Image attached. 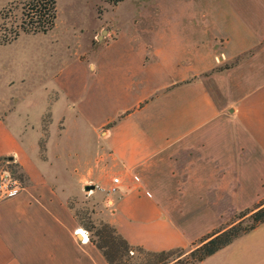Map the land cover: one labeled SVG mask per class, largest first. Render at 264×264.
I'll return each instance as SVG.
<instances>
[{
  "label": "rangeland",
  "instance_id": "374dc122",
  "mask_svg": "<svg viewBox=\"0 0 264 264\" xmlns=\"http://www.w3.org/2000/svg\"><path fill=\"white\" fill-rule=\"evenodd\" d=\"M55 1L57 18L51 30L37 34L20 32L10 43L0 45V54L2 55V47L8 46L11 55L22 57L25 53V88L27 92H31L26 104L29 107L36 106L35 109L29 108L32 112L39 106L43 108L44 99L49 95L59 99L70 86L66 83L71 84V88L76 91L75 97L83 95L82 99L85 101L82 102V108L85 114L93 118L91 125L80 128L70 124L65 129L62 120L57 128L50 130L48 125L51 113L48 112V107L43 119L40 147L44 151L50 134L54 138H60L64 131L62 142L74 156H78L75 159L79 158L80 164H83V168H80V164L74 163L75 175L76 171H80L83 176L79 175V180L76 177L73 179L70 183L72 191L64 197L73 213L76 226L84 230L88 237L91 235L98 240L95 232L103 225H108L114 230L113 236L117 235L113 214L116 209L115 200L118 201L119 196H109L105 193L111 180L120 175L119 167L113 161L110 151L103 145L108 126L120 121L129 112L123 110L133 109L138 99L147 97L138 105L142 108L153 101L157 94L164 93L168 85L183 75L191 76L196 71L210 67L214 64L213 60L221 62L224 60L222 53L228 58H234L221 62L220 67L215 69H225L238 64L262 43H256L253 49L249 50L248 44L251 42L252 46L253 40L246 32L219 30L217 33L215 30L210 31V26L201 30L205 14L215 21L226 17L228 9L225 0ZM24 14L22 0H0V38H10L12 32L21 31V25L25 21ZM205 20L207 24H211L208 18ZM225 35L231 38L229 44ZM10 64L13 71L2 72L3 81H14L15 86H18L17 83L24 73L23 68L18 67L17 63ZM40 67L42 73L38 75L35 70ZM202 76H208V73ZM223 81L218 84L219 87L216 85L219 89L223 84L222 96L225 95L226 84ZM220 98L218 93V102ZM71 99L67 100L68 105L75 106L76 102H71ZM177 100L175 97V101ZM94 106L98 108L95 109ZM261 116L264 118V113H261ZM109 119L112 120L100 129H95L94 126ZM244 127L248 134H243L240 127L235 130L240 133L239 137L248 140L249 150H255L258 160L254 162L251 159L245 145V150L238 151L235 144L232 149H235V157L239 156L236 161L231 162L233 167H237L233 168L235 174L231 185L226 187L224 192L218 191L217 196L212 192V187H207L205 191H196L194 184V173L197 175L202 172L199 176L201 180L210 178L209 172L203 169L206 156L203 157V163L200 162L201 171L195 172L191 169L188 171L186 167L192 162L194 152H179L173 157L175 165L183 166L179 168L178 173L175 172L176 176L173 182H170L171 187L175 184L171 192V198L174 200L172 204L176 207L180 204L178 209L184 212L188 219L199 216L192 224L186 226L187 228L181 226L188 237L187 241H193L190 245L186 242L180 247L185 249V252L192 251L199 241L210 233L228 229L240 221L241 226L250 224L248 216L251 213L242 219L240 216L255 211L256 207L264 203V127L258 126L257 119H252L251 116L246 120ZM226 129L225 123H222L219 136L209 144L215 153L220 154L223 151L225 158V149L229 143ZM4 162L6 159L0 160V163ZM206 163L209 166L210 160ZM53 165L56 166L54 163ZM212 165L221 172L226 164L222 160L218 163L213 160ZM3 169L8 170L24 185L22 172L17 165L4 163ZM174 169L177 171V167ZM154 174L155 177L158 176L156 171ZM123 177L121 176L122 187L126 183ZM189 178L191 186L180 184ZM214 179H217V182L219 180L217 176ZM151 181L157 182L154 179ZM86 187L90 189L86 190ZM219 189L218 183L217 190ZM145 191L140 190L137 193L138 211L143 209L153 217V210L149 209L150 201L144 195ZM159 193V187L156 186L153 195L157 197ZM214 199L218 200L217 206H212ZM175 222L179 225L178 219H175ZM164 240L162 239L160 244ZM160 244L152 246L153 244L149 243L151 248H160ZM259 252H264V223L197 264H264V257L261 259ZM119 254L115 259L117 264H154L159 261L158 258L145 254Z\"/></svg>",
  "mask_w": 264,
  "mask_h": 264
},
{
  "label": "crops",
  "instance_id": "0c3cea01",
  "mask_svg": "<svg viewBox=\"0 0 264 264\" xmlns=\"http://www.w3.org/2000/svg\"><path fill=\"white\" fill-rule=\"evenodd\" d=\"M225 1L228 9L226 17L215 21L205 14L201 30L210 26V31L215 30L217 33L219 30L246 32L253 40L252 46L251 42L248 44L249 50L256 43H262L261 46L238 64L218 70L215 68L220 67L221 62L234 58H228L222 53L224 60H213L212 66L196 71L191 76L183 75L144 107L139 108L138 105L147 97L138 99L137 105L131 110L124 109L123 112H129L107 130L103 145L119 167V176H124L126 182L116 194L119 200H115L113 224L130 245L156 251L180 248L186 242L189 245L193 242L187 241L188 237L181 226L187 228L199 216L188 219L178 209L180 204L178 207L172 204L174 200L171 192L175 184L171 187L170 182H173L179 168L183 166L175 165L173 157L177 153L194 152L192 162L186 166L188 171L191 169L194 172L201 171L200 164L206 156L203 169L209 172L210 178L201 180L199 176L202 172L198 176L193 172L196 177L194 184L196 191L212 187L216 196L218 191L224 192L231 185L235 174L233 168H237L231 162L239 158L235 157V149H232L235 144L238 151L247 148L251 159L254 162L258 160L255 150H249L248 140L239 137L240 133L235 129L239 130L240 127L243 134H248L244 124L249 116L257 119L258 126L264 127V118L261 116L264 113V0ZM206 18L211 24H207ZM230 39L225 35L227 44ZM2 48L0 160L6 159V164L10 162L17 165L25 183L20 194L0 202V264H107L89 239L81 242L75 233L81 228L76 226L73 213L64 197L66 193H71L70 183L73 179L76 177L79 180V175H82L80 171H76L75 175L74 171V163L80 164L81 160L75 159L78 156H74L62 142L64 131L60 138H54L50 134L44 151L40 147L43 119L48 107V112L51 113L48 125L50 130L57 128L62 120L65 129L70 124L80 128L91 125L93 118L85 114L82 108L85 99H82L83 95L75 97L76 91L71 88V84L66 83L70 86L59 99L55 95L54 98L49 95L44 99L45 106H39L32 112L29 108L36 106L29 107L26 104L31 92H27L25 88V53L22 57H16L11 55L10 46ZM201 61L202 57L199 62ZM12 62L23 68L24 73L18 86H15L14 81H3L2 72L13 71L10 64ZM40 70L41 67L35 73L41 75ZM204 73H208V76H202ZM221 80L226 83L224 96L223 84L219 89L216 87ZM218 93L221 96L219 102ZM175 97L178 98L177 101ZM69 98H72L71 102H76L75 106L68 105ZM94 108L97 109L98 106ZM111 120H105L94 127L98 130ZM222 123L226 125L229 139L225 149L226 158L223 151L217 154L209 147L215 137L219 136ZM221 144L223 145L222 142ZM207 160H210L209 166ZM213 160L216 163L222 160L226 164L225 169L219 172V168L212 165ZM82 165L80 164V168H83ZM215 176L219 178L218 182L214 179ZM153 179L157 182L152 183ZM180 184L191 186V178ZM156 186L160 191L157 197L153 195ZM140 190H146L144 195L150 201L149 209L153 210V217L143 209L138 211L137 193ZM212 202H215L212 206H217L218 200L214 199ZM175 219H178L179 225ZM162 239L165 240L160 244ZM149 243L152 246L160 244V248H151ZM260 257L263 259L264 252Z\"/></svg>",
  "mask_w": 264,
  "mask_h": 264
},
{
  "label": "trees",
  "instance_id": "16d2710c",
  "mask_svg": "<svg viewBox=\"0 0 264 264\" xmlns=\"http://www.w3.org/2000/svg\"><path fill=\"white\" fill-rule=\"evenodd\" d=\"M25 21L21 25V31L12 32L10 38H0V45L10 43L21 33H47L53 28L57 18V7L55 0H22ZM109 125V124H108ZM113 124L108 126V129ZM254 211V210H253ZM244 213L240 219L248 214L250 224L241 226V221L229 227L208 234L200 240L199 244L190 252H185L182 248H173L165 251L151 252L139 246L130 245L117 231L113 236L114 230L108 225H101L95 232V240L91 235L88 237L101 253L107 264H117L116 256L124 254H145L147 256L158 258L159 261L154 264H197L217 251L230 245L234 240L254 230L257 226L264 223V203L255 208V211ZM122 251V252H121ZM185 252V253H184ZM183 256V257H182ZM171 259V260H170Z\"/></svg>",
  "mask_w": 264,
  "mask_h": 264
},
{
  "label": "built area",
  "instance_id": "2783aa9c",
  "mask_svg": "<svg viewBox=\"0 0 264 264\" xmlns=\"http://www.w3.org/2000/svg\"><path fill=\"white\" fill-rule=\"evenodd\" d=\"M4 163L0 166V202L4 199L11 198L20 194L23 190L21 181L18 178L14 177L8 170L3 169ZM121 187L122 179L118 175L111 180V183L106 189L105 193L109 196L116 195ZM84 241V238L81 239V242Z\"/></svg>",
  "mask_w": 264,
  "mask_h": 264
},
{
  "label": "bare ground",
  "instance_id": "6f19581e",
  "mask_svg": "<svg viewBox=\"0 0 264 264\" xmlns=\"http://www.w3.org/2000/svg\"><path fill=\"white\" fill-rule=\"evenodd\" d=\"M76 234H78V236L80 237V239H83L84 238L85 241H88V236H87V234H86V232L84 230L78 229L76 231Z\"/></svg>",
  "mask_w": 264,
  "mask_h": 264
},
{
  "label": "water",
  "instance_id": "95a60500",
  "mask_svg": "<svg viewBox=\"0 0 264 264\" xmlns=\"http://www.w3.org/2000/svg\"><path fill=\"white\" fill-rule=\"evenodd\" d=\"M91 187L93 188V186H91ZM92 188H91V189H92ZM85 189H86V190H89V189H90V187H86Z\"/></svg>",
  "mask_w": 264,
  "mask_h": 264
}]
</instances>
